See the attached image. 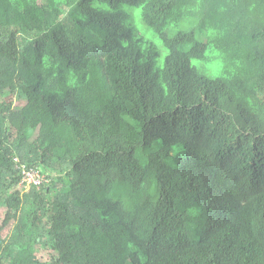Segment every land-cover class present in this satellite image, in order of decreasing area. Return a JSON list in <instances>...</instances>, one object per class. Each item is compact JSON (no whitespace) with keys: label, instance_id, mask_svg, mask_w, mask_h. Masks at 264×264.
Returning <instances> with one entry per match:
<instances>
[{"label":"trees","instance_id":"obj_1","mask_svg":"<svg viewBox=\"0 0 264 264\" xmlns=\"http://www.w3.org/2000/svg\"><path fill=\"white\" fill-rule=\"evenodd\" d=\"M2 208L0 264H264V0H0Z\"/></svg>","mask_w":264,"mask_h":264},{"label":"rangeland","instance_id":"obj_2","mask_svg":"<svg viewBox=\"0 0 264 264\" xmlns=\"http://www.w3.org/2000/svg\"><path fill=\"white\" fill-rule=\"evenodd\" d=\"M93 5H97V2H94ZM122 9L127 10L131 15H133V22L134 24L140 29L141 33H143L147 38L152 40L157 44L159 48H161L163 51H165V48L163 46V43L157 36V34L149 28L142 20L141 18V12L139 9L135 7H131L129 5H123L121 7ZM216 35L215 32H207V33H197V38L199 41L208 43L211 39L214 38ZM207 56L209 57L210 61L207 64H202L198 61H194V64L206 72V74L210 77H221L222 76V66H223V59L220 55V53L212 46L209 45ZM26 105V102L22 101H16L15 102V109L20 110ZM166 165H170L168 161H165ZM15 221L12 219L10 215H8L7 210L5 208L0 209V229L2 233L9 237L12 233L14 227H15ZM44 256H48L47 252L43 253Z\"/></svg>","mask_w":264,"mask_h":264},{"label":"built area","instance_id":"obj_3","mask_svg":"<svg viewBox=\"0 0 264 264\" xmlns=\"http://www.w3.org/2000/svg\"><path fill=\"white\" fill-rule=\"evenodd\" d=\"M15 162L18 164L22 175L20 186L25 188V190H29L32 186L40 189L42 186L50 183L48 176L43 174L39 169L28 168L26 165L21 164L19 158H15Z\"/></svg>","mask_w":264,"mask_h":264}]
</instances>
